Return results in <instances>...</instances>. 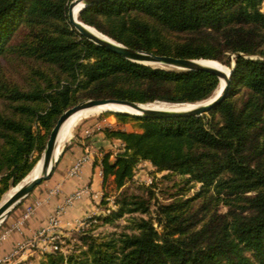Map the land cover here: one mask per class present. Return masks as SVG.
I'll use <instances>...</instances> for the list:
<instances>
[{
  "label": "trees",
  "instance_id": "1",
  "mask_svg": "<svg viewBox=\"0 0 264 264\" xmlns=\"http://www.w3.org/2000/svg\"><path fill=\"white\" fill-rule=\"evenodd\" d=\"M69 1L0 0V199L31 171L59 115L82 99L194 103L218 86L208 71L136 63L95 45L69 23ZM262 2L104 0L80 11L81 21L128 47L223 64L240 55L226 97L209 112L135 116L141 132L100 127L122 146L100 158L103 182L112 177L118 197L107 213L52 240L39 264H264ZM141 161L200 189L158 204L160 232L150 217H135V232L92 236L100 220L148 213L150 199L127 190ZM109 203L104 193L100 206ZM71 237L82 247L65 252Z\"/></svg>",
  "mask_w": 264,
  "mask_h": 264
},
{
  "label": "crops",
  "instance_id": "2",
  "mask_svg": "<svg viewBox=\"0 0 264 264\" xmlns=\"http://www.w3.org/2000/svg\"><path fill=\"white\" fill-rule=\"evenodd\" d=\"M92 127L89 130L92 134H88L85 126L78 129L52 175L34 187L13 213L0 242V260L24 244L13 263H38L43 253L50 250L53 237L68 235L79 229L86 217L100 213V200L107 184L103 182L100 158L106 152L115 154L121 143L106 139L99 122ZM76 163H80L79 170L72 174ZM52 217L57 218V225L40 236L39 231L48 227Z\"/></svg>",
  "mask_w": 264,
  "mask_h": 264
},
{
  "label": "water",
  "instance_id": "3",
  "mask_svg": "<svg viewBox=\"0 0 264 264\" xmlns=\"http://www.w3.org/2000/svg\"><path fill=\"white\" fill-rule=\"evenodd\" d=\"M104 0H72L67 7V17L69 23L76 29V31L83 37H85L90 42L97 46L104 47L116 54L121 55L125 59L141 63L145 65H151L154 67L168 68L171 70L178 71H197L204 70L208 71L217 76L219 83L221 80L224 81L223 88L221 92L213 99L211 102H206L207 99L194 102L195 104L191 108H186L183 110H177L173 108H156L148 107L147 104L151 103H140L124 99L116 98H101V99H86L76 103L75 105L65 109L57 118L55 124L50 129L44 149L41 154L40 160L42 161L41 175L32 179L30 182L19 187L8 199L0 204V220L10 212L23 198H25L36 185L40 184L42 181L48 179L60 158V155L54 159V150L56 145V139L63 122L74 112L100 104H115L121 105L128 108L127 111H120L124 113H131L138 116L155 117V118H168V117H179V116H200L203 113L209 112L213 107L218 105L227 95V90L230 85V73L234 67L233 56L230 55L228 59V67L230 68L229 73L226 75L220 69L216 67L209 66L199 62V59L194 58H184L175 57L171 55H161L155 54L150 51L128 47L120 42L107 37V39H100L93 35L90 31L86 29L87 24L79 19H75L72 14V9L75 5H79L78 13L84 9L86 6L101 2ZM234 55H240V53L235 52ZM210 60V59H209ZM218 83V85H219ZM154 103H167V102H154ZM175 104V103H168ZM177 104V103H176ZM179 104V103H178ZM62 152V151H61Z\"/></svg>",
  "mask_w": 264,
  "mask_h": 264
},
{
  "label": "rangeland",
  "instance_id": "4",
  "mask_svg": "<svg viewBox=\"0 0 264 264\" xmlns=\"http://www.w3.org/2000/svg\"><path fill=\"white\" fill-rule=\"evenodd\" d=\"M70 1H72V0H70ZM70 1H69V3H70ZM67 7H68V5H67ZM261 10L264 11V2H262V4H261ZM79 13H78V19L80 20ZM88 26H90V25H88ZM91 27H93V26H91ZM94 29H96V28H94ZM98 32H100V31H98ZM100 33H102V32H100ZM103 35H105V34H103ZM232 56H235V55L232 54ZM210 60H212V59H210ZM217 62H219V61H217ZM221 64H223V63H221ZM223 65L228 66V64H223ZM165 69H168V68H165ZM86 99H82L81 101L86 100ZM88 99H90V98H88ZM179 104H185V103H179ZM190 104H192V103H190ZM117 113H124V112L107 109V110H104L101 112H97L94 114L87 115V116L83 117L82 119H80L78 121V123L74 126L70 137L64 143V146L62 147V152H63L65 146L68 145V143L75 138L77 131L80 127L85 126L86 130L88 129L87 130L88 134H92L91 131H89V130L93 128L92 127L93 123H96V122H99L100 125H102V126L108 125V126H111L114 128L124 129V130L129 131V132H141L142 131V128L140 126L141 121L139 119L134 118L135 116H138V115L131 114V113H125V114L131 115V117L122 119V118H119L117 116ZM41 154H39V158L36 161V163L38 161H40ZM61 155H60V157H61ZM36 156H37V154H36ZM18 184L11 186L2 195V197L0 199V204L2 203L6 194L10 190H12V188L16 187ZM127 185H128L127 190H129L135 194H142L144 197L150 199V205H149L148 213L147 214H140V213L125 214L121 217H117V218L113 219L112 221H109L106 223L103 220H100V222L98 223V226L95 227L91 231L92 236L101 237L105 234H109L112 232L113 233H121V232L132 233V232H135L136 231L135 225H134V218L135 217H145V218L150 217L152 219V223H153L154 228L160 232L162 230V226L160 224H158V222L156 220L158 204L168 203L175 198L185 199L187 197H191L195 193H197L200 189V184L195 183L193 181H189L187 175L173 174V173H170L169 171H157L148 161H141L137 164V166L135 167L133 179H132V181L128 182ZM139 185H141L142 188H138ZM149 190L152 192V194L149 193ZM118 192H119V190L115 187L114 182L108 180L104 193H106L109 196L110 203L106 206H101L100 213H105V212L107 213V207H113L112 200L115 197H118ZM26 198H27V196L25 198H23L13 209L10 210L9 213H7L0 220V242L3 240L4 236L6 235V230H7V229H5L6 224L9 222L13 213L21 207L22 203L26 200ZM221 209L225 210L226 208L224 206H221ZM73 237H71V241H70L71 243L68 244L67 246L63 247V249H65V252H68V250L70 252L72 249H74L75 245L81 246V242L80 241L78 242V240H76ZM42 259H44V256L38 261V263H36V261L35 262L33 261L32 263H29L26 261L13 263V259H11L10 262L4 263V261H2L1 264H18V263H21V264H39Z\"/></svg>",
  "mask_w": 264,
  "mask_h": 264
},
{
  "label": "bare ground",
  "instance_id": "5",
  "mask_svg": "<svg viewBox=\"0 0 264 264\" xmlns=\"http://www.w3.org/2000/svg\"><path fill=\"white\" fill-rule=\"evenodd\" d=\"M78 9H79V5H75L72 9V14L73 17L75 19H78ZM86 29L88 31H90L93 35H95L96 37L100 38V39H107L106 35H103L102 33L98 32L96 29H94L91 26H86ZM199 62L209 65V66H213L216 67L217 69H220L222 72H224V74H228L230 68L227 65H223L217 61L214 60H209V59H199ZM224 85V81L221 80L219 85L217 86L214 94L209 97V99L206 100V102H211L213 101V99L221 92L222 88ZM195 104H190V103H185V104H167V103H151V104H147L148 107H156V108H173V109H177V110H183L186 108H191L193 107ZM116 110V111H127L128 108L125 106H121V105H115V104H100V105H94L91 107H87L81 110H78L76 112H74L73 114H71L61 125L57 139H56V145H55V150H54V159H56L59 154L62 151V147L64 146V143L68 140V138L70 137L72 130L74 128V126L78 123V121L80 119H82L83 117L90 115V114H94L97 112H101L104 110ZM41 170H42V161H38L34 167L31 169V171L22 179V181L14 188H12V190H10L5 198L3 199L2 203L8 199L19 187H21L22 185L30 182L32 179L36 178L37 176L41 175Z\"/></svg>",
  "mask_w": 264,
  "mask_h": 264
},
{
  "label": "built area",
  "instance_id": "6",
  "mask_svg": "<svg viewBox=\"0 0 264 264\" xmlns=\"http://www.w3.org/2000/svg\"><path fill=\"white\" fill-rule=\"evenodd\" d=\"M79 166H80V163H76L70 173H76L78 170H79ZM57 218L56 217H52L49 221V225L47 228H44L42 230L39 231V235H44L45 231L51 229L52 227H54L55 225H57ZM54 240V237L52 238ZM52 242V241H51ZM24 247V244H20L19 246H17L9 255H7L6 257H4L2 260H0V264L2 263V261L5 262H10L11 259H13Z\"/></svg>",
  "mask_w": 264,
  "mask_h": 264
}]
</instances>
